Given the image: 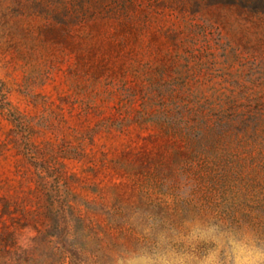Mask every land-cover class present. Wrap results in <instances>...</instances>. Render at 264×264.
<instances>
[{
    "label": "rangeland",
    "instance_id": "1",
    "mask_svg": "<svg viewBox=\"0 0 264 264\" xmlns=\"http://www.w3.org/2000/svg\"><path fill=\"white\" fill-rule=\"evenodd\" d=\"M184 2L44 42L0 0V264L264 261V18Z\"/></svg>",
    "mask_w": 264,
    "mask_h": 264
},
{
    "label": "trees",
    "instance_id": "2",
    "mask_svg": "<svg viewBox=\"0 0 264 264\" xmlns=\"http://www.w3.org/2000/svg\"><path fill=\"white\" fill-rule=\"evenodd\" d=\"M55 1L59 4H55L54 0H36L32 7L33 12L44 20L37 30L40 40L44 42L66 39L67 32L75 25L95 29L107 23L114 27L117 34H126L143 26L140 16L146 12L144 0ZM194 3L212 7H234L256 13L264 18V0H192V3L184 2L182 7L191 6ZM256 233L260 239L264 240V207L262 206L256 207Z\"/></svg>",
    "mask_w": 264,
    "mask_h": 264
},
{
    "label": "clouds",
    "instance_id": "3",
    "mask_svg": "<svg viewBox=\"0 0 264 264\" xmlns=\"http://www.w3.org/2000/svg\"><path fill=\"white\" fill-rule=\"evenodd\" d=\"M257 264H264V261H258Z\"/></svg>",
    "mask_w": 264,
    "mask_h": 264
}]
</instances>
